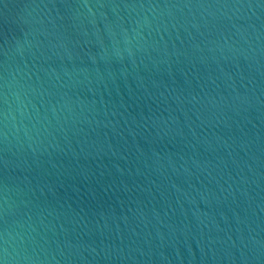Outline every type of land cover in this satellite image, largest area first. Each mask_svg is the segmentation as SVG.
Here are the masks:
<instances>
[{"label":"water","instance_id":"1","mask_svg":"<svg viewBox=\"0 0 264 264\" xmlns=\"http://www.w3.org/2000/svg\"><path fill=\"white\" fill-rule=\"evenodd\" d=\"M0 264H264V0H0Z\"/></svg>","mask_w":264,"mask_h":264}]
</instances>
